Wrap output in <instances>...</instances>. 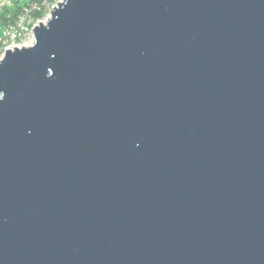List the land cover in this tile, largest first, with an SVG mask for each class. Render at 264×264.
I'll return each instance as SVG.
<instances>
[{
    "label": "water",
    "instance_id": "water-1",
    "mask_svg": "<svg viewBox=\"0 0 264 264\" xmlns=\"http://www.w3.org/2000/svg\"><path fill=\"white\" fill-rule=\"evenodd\" d=\"M0 264H264V0H62L7 49Z\"/></svg>",
    "mask_w": 264,
    "mask_h": 264
},
{
    "label": "trees",
    "instance_id": "trees-1",
    "mask_svg": "<svg viewBox=\"0 0 264 264\" xmlns=\"http://www.w3.org/2000/svg\"><path fill=\"white\" fill-rule=\"evenodd\" d=\"M58 0H21L15 2L12 6L6 8V10L0 15V33L4 26L15 24L16 21L23 14H27L34 21H41L49 13L52 6L56 4ZM6 11H10L9 18L6 17ZM7 18V21H6Z\"/></svg>",
    "mask_w": 264,
    "mask_h": 264
},
{
    "label": "rangeland",
    "instance_id": "rangeland-1",
    "mask_svg": "<svg viewBox=\"0 0 264 264\" xmlns=\"http://www.w3.org/2000/svg\"><path fill=\"white\" fill-rule=\"evenodd\" d=\"M60 1H62V0H58L54 6H56L58 4V2H60ZM10 15H11L10 11H6V17L9 18ZM49 16H50V11L45 16V18L41 21H44V22L47 21ZM7 18H6V21H7ZM39 22L34 21L27 14L21 15V17L14 24V26H15V29H14L15 33L14 34H17V36H18L17 40H16V44H18L19 46L31 45L33 43V28ZM11 43H12L11 41H8L7 44H11ZM2 56H3V54L0 53V59Z\"/></svg>",
    "mask_w": 264,
    "mask_h": 264
},
{
    "label": "built area",
    "instance_id": "built-area-1",
    "mask_svg": "<svg viewBox=\"0 0 264 264\" xmlns=\"http://www.w3.org/2000/svg\"><path fill=\"white\" fill-rule=\"evenodd\" d=\"M21 1V0H0V15L6 10V8L12 6L15 2ZM53 9V6L50 8L49 11ZM15 26L13 24H10L8 26H4L2 28V31L0 33V53L4 54L7 49H12L16 46H19L16 44L17 40V34H14ZM8 41H11V44H7ZM7 44V45H6Z\"/></svg>",
    "mask_w": 264,
    "mask_h": 264
}]
</instances>
